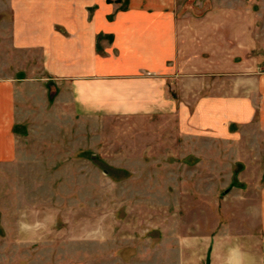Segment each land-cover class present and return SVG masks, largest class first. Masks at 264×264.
Segmentation results:
<instances>
[{
  "label": "crops",
  "instance_id": "0c3cea01",
  "mask_svg": "<svg viewBox=\"0 0 264 264\" xmlns=\"http://www.w3.org/2000/svg\"><path fill=\"white\" fill-rule=\"evenodd\" d=\"M251 2L7 0L0 166L64 169L90 153L160 169L166 191L147 199L165 195L151 213L165 217L166 243L197 263L264 264V28ZM206 183L229 219L181 237L176 220L190 228L183 211L196 210L185 200Z\"/></svg>",
  "mask_w": 264,
  "mask_h": 264
},
{
  "label": "rangeland",
  "instance_id": "374dc122",
  "mask_svg": "<svg viewBox=\"0 0 264 264\" xmlns=\"http://www.w3.org/2000/svg\"><path fill=\"white\" fill-rule=\"evenodd\" d=\"M251 1L256 25L264 28V0ZM6 3L0 0V27ZM71 138L58 136L62 143ZM30 142L38 143L39 137L32 135ZM117 155L104 159L98 154L93 160L88 153V160L64 169L0 166V264H177L181 257L189 264H204L203 259L196 262L190 249L183 254L177 243H166L172 236L168 237L165 217L160 215L167 203L164 193L147 199L161 188L166 191V173L151 167H121ZM51 172L56 176L51 177ZM215 186L198 184L197 203L186 198L185 202L196 204V210L183 211L182 219H189L190 228L176 220L179 236L197 237L200 227L194 224L199 220L224 223L229 219L225 209L215 214L216 202L207 199ZM199 202L205 204L203 210ZM153 205L160 214L151 213ZM156 220L161 231L153 226ZM209 233L201 231V235Z\"/></svg>",
  "mask_w": 264,
  "mask_h": 264
},
{
  "label": "water",
  "instance_id": "95a60500",
  "mask_svg": "<svg viewBox=\"0 0 264 264\" xmlns=\"http://www.w3.org/2000/svg\"><path fill=\"white\" fill-rule=\"evenodd\" d=\"M205 264H209V258H206V263Z\"/></svg>",
  "mask_w": 264,
  "mask_h": 264
},
{
  "label": "trees",
  "instance_id": "16d2710c",
  "mask_svg": "<svg viewBox=\"0 0 264 264\" xmlns=\"http://www.w3.org/2000/svg\"><path fill=\"white\" fill-rule=\"evenodd\" d=\"M237 169H235V171H236Z\"/></svg>",
  "mask_w": 264,
  "mask_h": 264
}]
</instances>
